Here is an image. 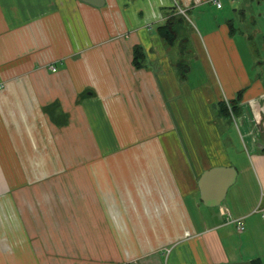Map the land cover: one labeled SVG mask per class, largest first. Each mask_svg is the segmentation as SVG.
Returning <instances> with one entry per match:
<instances>
[{"label": "crops", "instance_id": "1", "mask_svg": "<svg viewBox=\"0 0 264 264\" xmlns=\"http://www.w3.org/2000/svg\"><path fill=\"white\" fill-rule=\"evenodd\" d=\"M103 1L0 0V264H264V216L254 211L264 208V83L247 79L229 19L202 36L191 28L216 93L197 108L198 144H176L167 131L178 128L179 103L195 99L172 100L189 76L179 78L177 44L156 27L174 7L214 16L223 0ZM242 88L240 112L220 114L219 102ZM54 101L64 126L42 110ZM207 106L215 135L220 122L237 128L240 150L223 147L219 164L200 144ZM213 165L236 170L216 209L197 188ZM224 212L244 229L224 224Z\"/></svg>", "mask_w": 264, "mask_h": 264}, {"label": "rangeland", "instance_id": "2", "mask_svg": "<svg viewBox=\"0 0 264 264\" xmlns=\"http://www.w3.org/2000/svg\"><path fill=\"white\" fill-rule=\"evenodd\" d=\"M223 4V9L216 11L214 16L211 13L213 8L209 9L207 12H205V10L200 12L197 10L187 12L186 19L188 20L190 29L186 35L189 52L188 55L185 56V59L186 63L189 65V78L185 84L188 85L190 89L185 88L184 93H179L177 96L174 94L172 100L177 103L181 99L186 100L194 98L195 104L189 106L187 103H179L177 115L178 128L167 130L168 133H176V140L174 141L176 144H198L197 139L192 134L193 127L197 129L199 124V122L195 121V115L198 116L197 108H206L207 98L210 100L216 99L214 82L211 79V74L203 64V56H201L195 42H193L194 40H192L191 28L196 34L202 36L206 34L204 33L203 26L211 25V27L215 26L216 28L217 25L214 21H218L219 18L229 19L232 25L230 34L231 39L236 48L235 50H237L235 52H237L238 58L244 64L247 79L249 80L251 78L250 80H254L257 78L264 83V0H235L234 4L228 3V0H223ZM215 18H217V20H215ZM232 54L233 52L230 54L228 53V58L230 61L234 62ZM197 88H200V90ZM230 95L231 94H229V96ZM184 108L189 109V114L183 111ZM207 108L209 109V113L202 112L201 114L206 115H200V118L203 119V123H206L207 126V133H205L206 139L204 140L200 136V144L205 148H209L210 151L215 152L216 157L212 158L211 164H219L224 162V155L222 153L223 147H226L225 149L229 155H235L234 151L240 150L239 146L235 148V140L231 142V136L234 138L237 128L233 121L230 125L220 122V124H216L218 135H215L213 128L215 124L213 122L216 118H210L211 121H209L210 110L212 109L210 106H207ZM219 154H221V157H219ZM247 158L248 155L245 151L240 158L241 164L246 163ZM234 188L238 189L239 185ZM248 192L252 194L250 188H248ZM221 203L226 204L227 200L224 198ZM210 208L216 209L217 206ZM191 213L193 217L194 210ZM118 235L123 238L128 237L127 233H120ZM163 236H165V234H163Z\"/></svg>", "mask_w": 264, "mask_h": 264}, {"label": "trees", "instance_id": "3", "mask_svg": "<svg viewBox=\"0 0 264 264\" xmlns=\"http://www.w3.org/2000/svg\"><path fill=\"white\" fill-rule=\"evenodd\" d=\"M228 26L232 31V25L228 20ZM190 26L186 17L178 12L174 7L169 10V14L164 22L156 27V32L160 38L169 46L177 44L179 59L175 67L180 79H185L189 71V65L186 63L185 56L188 55L187 33ZM144 51L141 46L135 45L132 49V63L135 68L143 66ZM245 88L238 90L233 99L228 100L227 106L219 102V113L223 115H235L240 112L239 103L242 100ZM42 110L48 115L52 123L57 126H64L68 123V114L59 109V102L54 101L42 107ZM264 150V148H263ZM251 264H261L259 259H253Z\"/></svg>", "mask_w": 264, "mask_h": 264}, {"label": "water", "instance_id": "4", "mask_svg": "<svg viewBox=\"0 0 264 264\" xmlns=\"http://www.w3.org/2000/svg\"><path fill=\"white\" fill-rule=\"evenodd\" d=\"M96 7L102 6L103 0H82ZM236 170L231 166H212L204 170L197 179L199 199L204 206L214 207L224 200L227 189L233 184Z\"/></svg>", "mask_w": 264, "mask_h": 264}, {"label": "built area", "instance_id": "5", "mask_svg": "<svg viewBox=\"0 0 264 264\" xmlns=\"http://www.w3.org/2000/svg\"><path fill=\"white\" fill-rule=\"evenodd\" d=\"M212 2L217 7L221 6L220 0H212ZM178 12H180L181 14H184L185 10L181 9V8H178ZM50 67H51L52 71L55 70V67H53V66H50ZM254 211H258V212L261 211L262 217L264 216V208L257 207ZM224 214H225V216L223 217L224 224H232L235 227V230L237 232H241L244 229V224H243V221H242V217L234 218L228 212H224Z\"/></svg>", "mask_w": 264, "mask_h": 264}]
</instances>
